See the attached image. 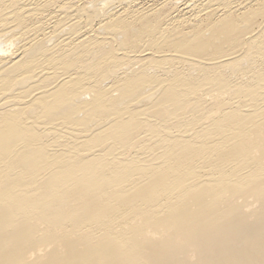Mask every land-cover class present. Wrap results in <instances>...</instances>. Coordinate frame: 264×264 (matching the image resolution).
<instances>
[{"label":"bare ground","instance_id":"bare-ground-1","mask_svg":"<svg viewBox=\"0 0 264 264\" xmlns=\"http://www.w3.org/2000/svg\"><path fill=\"white\" fill-rule=\"evenodd\" d=\"M0 264H264V0H0Z\"/></svg>","mask_w":264,"mask_h":264},{"label":"rangeland","instance_id":"rangeland-1","mask_svg":"<svg viewBox=\"0 0 264 264\" xmlns=\"http://www.w3.org/2000/svg\"><path fill=\"white\" fill-rule=\"evenodd\" d=\"M179 3H182L181 1Z\"/></svg>","mask_w":264,"mask_h":264}]
</instances>
